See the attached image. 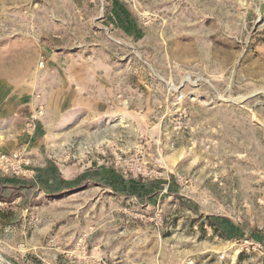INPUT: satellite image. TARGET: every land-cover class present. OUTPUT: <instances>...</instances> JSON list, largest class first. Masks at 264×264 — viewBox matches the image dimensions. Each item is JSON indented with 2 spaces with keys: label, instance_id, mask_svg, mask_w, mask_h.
Instances as JSON below:
<instances>
[{
  "label": "rangeland",
  "instance_id": "obj_1",
  "mask_svg": "<svg viewBox=\"0 0 264 264\" xmlns=\"http://www.w3.org/2000/svg\"><path fill=\"white\" fill-rule=\"evenodd\" d=\"M30 81L69 108L0 129V179L66 182L0 203V264H264V0H0V83Z\"/></svg>",
  "mask_w": 264,
  "mask_h": 264
},
{
  "label": "crops",
  "instance_id": "obj_2",
  "mask_svg": "<svg viewBox=\"0 0 264 264\" xmlns=\"http://www.w3.org/2000/svg\"><path fill=\"white\" fill-rule=\"evenodd\" d=\"M25 82L26 80L24 84H26ZM27 85H30L28 91L23 87H16L13 83H0V88L3 92L0 93V129H2L6 135L10 133L6 138L12 140L10 144L12 147L18 145L23 146L25 143L29 144V146L37 145L38 135L43 134L48 121V119L43 120V118L38 117L35 123L32 125L30 124L31 111L38 105L41 104L42 107L44 106L45 118L48 116H55L58 118L66 114V110L69 108L62 103L65 100L64 97L61 98V102L55 103V101L47 98V92H42V101L38 100L34 97V95L39 93L37 89L38 83L30 81ZM59 93L62 94V91H58V94ZM56 100L59 101L58 98ZM62 106H65L67 109L63 110L64 107ZM56 165V163L43 159V161H40V165L37 169H35L36 174L34 177H31L32 179L26 177L1 178L0 203L10 204L18 200V202L25 204L26 200H34L40 195L49 197L56 193H60L64 188L63 184L66 180L61 176L62 172Z\"/></svg>",
  "mask_w": 264,
  "mask_h": 264
},
{
  "label": "built area",
  "instance_id": "obj_3",
  "mask_svg": "<svg viewBox=\"0 0 264 264\" xmlns=\"http://www.w3.org/2000/svg\"><path fill=\"white\" fill-rule=\"evenodd\" d=\"M40 114L41 111H38V115ZM17 159H18L17 154H13L11 156L0 154V172H2L3 174L14 172L17 169V167H15Z\"/></svg>",
  "mask_w": 264,
  "mask_h": 264
},
{
  "label": "trees",
  "instance_id": "obj_4",
  "mask_svg": "<svg viewBox=\"0 0 264 264\" xmlns=\"http://www.w3.org/2000/svg\"><path fill=\"white\" fill-rule=\"evenodd\" d=\"M210 224H211L212 226H214L212 222H210Z\"/></svg>",
  "mask_w": 264,
  "mask_h": 264
}]
</instances>
